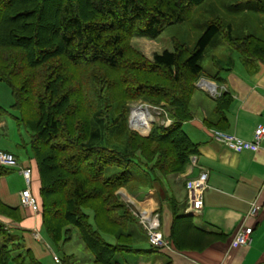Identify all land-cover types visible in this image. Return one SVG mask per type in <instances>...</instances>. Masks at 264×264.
Listing matches in <instances>:
<instances>
[{
    "label": "trees",
    "instance_id": "1",
    "mask_svg": "<svg viewBox=\"0 0 264 264\" xmlns=\"http://www.w3.org/2000/svg\"><path fill=\"white\" fill-rule=\"evenodd\" d=\"M206 1L0 0V81L11 89L10 108L17 111L11 115L36 162L42 229L59 250L77 233L91 264H112L119 253L159 252L121 199V188L131 194L158 190L171 212L169 238L178 250H201L224 238L182 213L170 179L185 172L198 150L183 123L193 118L190 100L206 75V51L225 43L264 63V27L263 33L235 34L233 23L215 14L200 23L194 44L173 37L172 50L152 60L130 43L159 38L169 26L191 20ZM229 4L243 15L251 4L264 15V0ZM213 64L212 78L220 82L224 68L221 61ZM134 101L160 107L170 124L155 123L146 136L130 129ZM215 101L216 116L206 124L225 129L232 97L222 92ZM6 114L0 107V117ZM12 169L0 166V178ZM0 217L17 223L20 212L0 199ZM9 227L0 221V264H42ZM73 258L63 254L61 260L70 264Z\"/></svg>",
    "mask_w": 264,
    "mask_h": 264
},
{
    "label": "crops",
    "instance_id": "2",
    "mask_svg": "<svg viewBox=\"0 0 264 264\" xmlns=\"http://www.w3.org/2000/svg\"><path fill=\"white\" fill-rule=\"evenodd\" d=\"M262 27L264 23H260L259 28L263 30ZM221 65L224 69L220 74V82L213 80L212 76L203 77L217 87L219 95L225 92L232 97L229 108L225 111L228 126L225 129L207 126L206 121L216 116L215 100L219 95H211L199 87L197 82L190 100L193 118L183 123L187 136L193 143L198 144L197 153L193 154L195 162L194 164L189 162L184 173L170 179V190L182 207V213L192 216L197 227L204 231L219 233L224 238L201 250H178L173 247L169 238L172 215L166 203L161 201L158 190L131 194L125 188H121L119 191L125 190L140 207L159 213L163 234L170 243L151 255L116 254L112 264H264V140L257 151L235 152L215 141L211 134L212 130L220 129L234 134L241 140H250L254 129L258 125H264V63L246 59L238 52L231 51L221 61ZM0 88L4 91L0 95V107L9 109L14 100L8 95L5 87L0 85ZM27 141L26 132L17 123L16 127L11 129L4 116L0 117V150L15 155L19 166L12 170L22 182L19 188H10V197L15 195L14 200L8 198L9 176L0 178L1 201L10 207L18 208L20 212V221L17 223L1 217L0 221L7 226H14V231L18 234L23 235L22 232H27L29 236L34 237L35 233L40 235L42 230L41 217L39 213L24 207L21 201L25 181L20 168L31 169L33 177L31 190L34 195H38L40 188L36 162L29 153ZM24 151L26 154L23 156ZM202 171L208 173L203 208L199 213H188L185 210L186 185ZM253 203L259 206V210L255 216H249ZM241 224L252 227L251 242L247 246L231 247V239ZM147 246L148 244H144L142 247ZM49 248L53 251L50 245ZM30 249L42 264L55 262L63 264L62 258L58 259L54 252H52L54 260L51 259L50 263L46 260L48 257H43L44 254L40 250ZM74 250L67 248V252L63 254L72 255L74 257L72 261H79L76 264L83 261H89L87 264H91L90 257H84L79 254L80 252L74 254Z\"/></svg>",
    "mask_w": 264,
    "mask_h": 264
},
{
    "label": "rangeland",
    "instance_id": "3",
    "mask_svg": "<svg viewBox=\"0 0 264 264\" xmlns=\"http://www.w3.org/2000/svg\"><path fill=\"white\" fill-rule=\"evenodd\" d=\"M244 1H247V0H208L204 4H202L200 8H198L195 11L191 20L183 24H173L169 26L159 36V38L148 39V38H143V37H134L131 39L130 43L133 48L140 51L149 60H152L153 55L155 53H160L165 49L172 50L173 48L172 38L173 37H176L178 40L182 42H185L188 44H194L202 30L201 29L202 25H200V23L206 22V20H209L215 14H219L223 18L230 20L234 25L235 34H238V31H241V30H243L244 32H256V33H258L259 31H260L259 33L263 32L262 29L259 28V25L261 23V20H264V15L258 12H254L252 10L251 4L249 6L251 8L250 9L251 12H248V14L246 15H243L242 12L232 11L230 7L231 4L229 3L236 2L237 4L235 8H238L242 4V2L244 3ZM249 3L250 1L247 2V4ZM228 51L231 52L232 50H230L229 47L225 43H220L218 44L217 47L210 48L209 50L206 51L205 56L202 61V65H203V68L206 74L205 76H213L216 73V66L215 64H213V60L215 59L217 61H222L229 53ZM200 80L208 81L204 77H201L199 81ZM0 85H2L3 87H5V89H7L8 95H11L13 99L10 87L2 81H0ZM3 93L4 91H2V88H0V95H2ZM8 110L11 114H16L17 112L14 109H11L10 107ZM134 110H145V112H147L148 115L151 117L150 123H147V126L145 128L146 132H144V130L140 128L137 129L133 127V121H132L131 115ZM4 119L7 121V124L11 129H14V127H16V122L14 118L11 117V115H8V114L4 115ZM127 122H128V126L130 129L137 131L143 136L148 135L150 129L155 123H159L165 126L170 124L169 116L166 111H164L160 107L145 104L142 101H134L130 103V111H129V117H128ZM29 153L30 155H32L30 150H29ZM25 154L26 152L24 151L23 156ZM5 176H9V180L7 182V185L9 186V197L8 198H12L15 200V195L10 197V191H11L10 188L11 187L19 188L22 183L21 179L17 178L13 170H11V172L7 173ZM119 194H120L121 199L125 201V203H127L131 211L137 210L139 212L140 209H144L138 205V202H134L133 199L130 198L129 195H127L125 190L119 191ZM7 228L10 229L9 226H7ZM22 233L25 238L26 246L32 248L33 250H35V248L40 250L41 253L44 254L43 257H48L46 260L49 261L50 263H52L51 259H53L52 252H54V254L58 256V259H61L63 252H67V248H71L73 250L75 249L73 251L74 254H76L77 252H80L79 254L84 255V257L86 256L89 257L87 251L83 247V244L79 240L77 233L74 234L72 241L67 243L64 246V248L60 250L51 243V241L47 238L46 233L43 229L40 232V235L42 238L41 240H38L34 237L29 236L27 232H22ZM49 245L51 246L53 251L49 248ZM77 262L79 261H71L70 264H76ZM88 262L89 261H83L78 264H87ZM55 264H58V263L55 262Z\"/></svg>",
    "mask_w": 264,
    "mask_h": 264
},
{
    "label": "built area",
    "instance_id": "4",
    "mask_svg": "<svg viewBox=\"0 0 264 264\" xmlns=\"http://www.w3.org/2000/svg\"><path fill=\"white\" fill-rule=\"evenodd\" d=\"M198 86L208 90L211 95H219L218 89L215 85L205 80H200ZM212 138L225 145L227 148L241 152L243 150L257 151L261 142L264 140V125H258L253 132V136L250 140H241L234 134L228 133L220 129L212 130ZM190 164H194L195 157L193 155L189 158ZM0 166L6 168H17L18 161L16 157L8 151L0 150ZM25 181V188L21 192L22 205L31 209L34 213H39L40 206L38 198L33 194L31 187L33 183L32 171L29 168H20ZM208 187V173L206 171L200 172L197 177L191 179L186 185L187 191V206L186 212L199 213L204 204V192ZM259 210V206L253 203L249 216H255ZM133 211V210H132ZM133 214L137 217L139 223L144 228L148 237V242L156 248H164L170 242L163 234L161 228L160 215L156 211L149 209H140L139 212L133 211ZM252 227H246L241 224L234 236L231 239V247L247 246L251 242ZM34 237L41 240L39 233H35Z\"/></svg>",
    "mask_w": 264,
    "mask_h": 264
},
{
    "label": "bare ground",
    "instance_id": "5",
    "mask_svg": "<svg viewBox=\"0 0 264 264\" xmlns=\"http://www.w3.org/2000/svg\"><path fill=\"white\" fill-rule=\"evenodd\" d=\"M133 121V127L137 129H142L145 131L147 123H150L151 117L145 110H134L131 115Z\"/></svg>",
    "mask_w": 264,
    "mask_h": 264
}]
</instances>
